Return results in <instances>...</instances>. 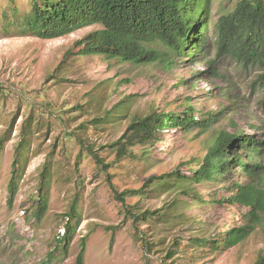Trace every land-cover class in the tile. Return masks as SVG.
Segmentation results:
<instances>
[{"label": "rangeland", "instance_id": "rangeland-1", "mask_svg": "<svg viewBox=\"0 0 264 264\" xmlns=\"http://www.w3.org/2000/svg\"><path fill=\"white\" fill-rule=\"evenodd\" d=\"M31 1L0 0V17L3 11L11 15L12 6L27 11ZM238 1L211 0L210 34L218 16L226 9L231 11ZM2 21L0 18V139L7 138L14 117L16 122L0 152V264H42L55 249L73 205L81 223L67 255L51 264H76L79 255L83 264L255 262L264 251L261 230L226 251L196 242L240 224V209L210 202L228 195L220 182L169 189L148 180L175 170L189 175L219 132L244 130L263 138L264 90L258 83L262 72L227 59L217 62L219 76L212 79L206 66L214 59L213 52L195 63L187 55L175 58L170 67L138 66L103 56L70 54L65 58L68 51H77L76 41L100 27L43 40L21 36L14 29L5 33ZM129 96L131 100L122 104ZM188 98L198 116L224 113L219 123L205 133L164 129L157 142L141 151L140 147L134 149L139 158L116 156L110 146L132 118L153 110L181 112ZM30 115L35 132L21 150L27 163L14 202L8 206L11 165L18 154L22 126ZM95 119L104 122L92 125ZM87 146L94 148L108 168L95 163ZM189 161L195 163L184 166ZM45 163L50 171L48 202L44 216L36 220L34 199ZM166 182H176L175 177ZM140 189L144 192L127 197L125 207L114 198L113 190ZM195 194L206 204L195 202ZM127 210L135 216L146 211L157 215L137 222Z\"/></svg>", "mask_w": 264, "mask_h": 264}, {"label": "trees", "instance_id": "trees-1", "mask_svg": "<svg viewBox=\"0 0 264 264\" xmlns=\"http://www.w3.org/2000/svg\"><path fill=\"white\" fill-rule=\"evenodd\" d=\"M210 9L211 0H32L27 11L20 12L16 6H12L9 8L11 15L3 11L0 18L3 20V32L14 29L21 36L30 35L43 40L61 38L90 26L100 27L76 41L74 46L77 51H68L65 58L70 54L103 56L109 61L138 66L165 64L170 67L175 58L187 55L195 63L207 52H213L214 59L207 61L206 66L207 74L212 79L219 76L217 62L228 59L244 69L255 68L262 72L258 83L264 90V0L238 1L231 11L226 9L218 16L213 34L209 33ZM131 97L123 99L121 103L127 104ZM191 100H186L181 112L153 110L146 116H135L110 147L119 159H137L140 153L136 154L134 149L140 147L141 151L157 142L164 129L183 133L197 129L205 133L219 123L224 113L198 116L197 110L190 104ZM106 114L110 115V112ZM15 122L16 117L9 125L6 141L10 140ZM102 122L95 119L91 124L100 125ZM33 123L30 115L20 132L22 139L17 145L18 154L11 165L7 187L8 206H12L18 182L24 174L27 160L21 150L35 132ZM5 140L0 139V152ZM86 149L98 166L108 168L109 165L103 163V158L98 157L93 147L87 146ZM193 163L195 161H189L184 166L189 167ZM173 177L176 182H166ZM49 178L48 163H45L34 199L36 208L33 215L36 220H40L46 212ZM215 182H220L228 195L219 200L211 199L210 202L240 209V224L215 234L210 240H197L198 246L226 251L258 230L264 233V137L248 134L244 130L219 132L198 167L189 170V175L175 170L148 180L151 185L157 184L161 188L170 186L169 189L184 187L187 183ZM113 191L114 198L125 207L127 197L140 195L144 189L123 193ZM183 194L188 193L183 191ZM193 196L195 202L206 204L200 195ZM127 214H132L134 221L145 222L149 218L154 219L157 212L146 211L135 216L127 210ZM66 219L55 249L47 254L42 264H51L67 255L71 239L81 223L75 205L67 213ZM81 246L84 247L83 241ZM172 255L169 252L168 256ZM76 264H83L81 255ZM253 264H264V251Z\"/></svg>", "mask_w": 264, "mask_h": 264}]
</instances>
